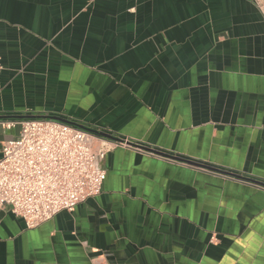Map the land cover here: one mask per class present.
Here are the masks:
<instances>
[{
	"label": "crops",
	"instance_id": "1",
	"mask_svg": "<svg viewBox=\"0 0 264 264\" xmlns=\"http://www.w3.org/2000/svg\"><path fill=\"white\" fill-rule=\"evenodd\" d=\"M0 66V120L56 116L124 143L72 211L27 229L0 210V264H264L263 186L141 149L264 184L252 0H0Z\"/></svg>",
	"mask_w": 264,
	"mask_h": 264
},
{
	"label": "built area",
	"instance_id": "2",
	"mask_svg": "<svg viewBox=\"0 0 264 264\" xmlns=\"http://www.w3.org/2000/svg\"><path fill=\"white\" fill-rule=\"evenodd\" d=\"M252 1L264 18V0ZM12 129L17 136L0 146V210L27 229L97 196L105 156L124 145L46 118L0 120V131Z\"/></svg>",
	"mask_w": 264,
	"mask_h": 264
},
{
	"label": "water",
	"instance_id": "3",
	"mask_svg": "<svg viewBox=\"0 0 264 264\" xmlns=\"http://www.w3.org/2000/svg\"><path fill=\"white\" fill-rule=\"evenodd\" d=\"M33 118H46V119H52V120L60 121V122H63L65 124H69V125L75 126V127L79 128L81 130H84L86 132H89L91 134H94V135H96L98 137H101V138H104V139H108V140H111V141H115V142H119V143H123V141L119 140L118 138H116V137H114V136H112L110 134H107V133H104V132H101V131H98V130L89 128L87 126H84V125H81V124H78V123H75V122H70L68 120H65V119H62V118L56 117V116H38V117H35V116H25V117H16V118H12L11 117L9 119H18V120H21V119H33ZM127 144L130 145V146H132V147L141 148V147H138V146H134L133 144H130V143H127ZM141 149H143L144 151H147V152L156 154V155H160L162 157H166L168 159H171V160H174V161H177V162L185 163V164H188V165H191V166H194V167L203 168V169H205L207 171H211V172L218 173V174H221V175H226V176H230V177H233V178L242 179V180L248 181L250 183H253V184H256V185H260V186H263L264 187V184H261L259 182H256V181H253V180H249V179H245V178H241V177H239V176H237L235 174H229V173L223 172L221 170L214 169L212 167L199 164L197 162L183 160V159L176 158V157H173V156H170V155H167V154L159 153V152H156L154 150L147 149V148H141Z\"/></svg>",
	"mask_w": 264,
	"mask_h": 264
}]
</instances>
